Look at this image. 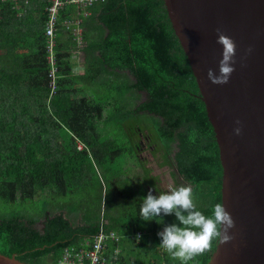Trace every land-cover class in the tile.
Instances as JSON below:
<instances>
[{
    "label": "trees",
    "instance_id": "16d2710c",
    "mask_svg": "<svg viewBox=\"0 0 264 264\" xmlns=\"http://www.w3.org/2000/svg\"><path fill=\"white\" fill-rule=\"evenodd\" d=\"M47 4L0 1V253L58 264L65 248L85 246L103 228L119 237L107 241V257L120 247L122 263L181 264L159 247L158 233L179 223L175 215L142 220V198L191 186L197 209L210 215L221 203L222 169L163 0L94 1L82 20L83 75L73 70V31L61 25L54 92ZM74 9H61L60 22L75 17ZM139 92L146 97L137 102ZM146 151L170 170L169 188ZM36 197L32 211L27 203ZM137 231H144L139 241ZM216 242L188 264H207Z\"/></svg>",
    "mask_w": 264,
    "mask_h": 264
},
{
    "label": "water",
    "instance_id": "95a60500",
    "mask_svg": "<svg viewBox=\"0 0 264 264\" xmlns=\"http://www.w3.org/2000/svg\"><path fill=\"white\" fill-rule=\"evenodd\" d=\"M163 3L213 129L221 203L235 221L233 239L216 242L207 264H264V0ZM217 29L237 46L235 71L224 85L207 78L209 69L219 74L223 49ZM0 264L32 263L0 253Z\"/></svg>",
    "mask_w": 264,
    "mask_h": 264
},
{
    "label": "clouds",
    "instance_id": "9594fccd",
    "mask_svg": "<svg viewBox=\"0 0 264 264\" xmlns=\"http://www.w3.org/2000/svg\"><path fill=\"white\" fill-rule=\"evenodd\" d=\"M217 43L222 45V59L219 61V74L213 69L207 72V78L217 85L227 84L235 71L236 43L217 29ZM250 54L252 48L247 50ZM240 124V121L236 122ZM242 129L236 127V135ZM163 216L174 214L177 223L167 225L158 233L161 238L160 248L166 250L172 259H178L181 264H188L195 257L212 250L213 241L219 244L229 243L233 236L230 230L235 228L232 215L226 210L224 204L216 203L212 206L211 214L205 215L197 209L193 198L191 186H180L167 192H160L159 196L149 190L147 196L142 198L139 217L144 221L155 220L162 223ZM140 237H137L139 241Z\"/></svg>",
    "mask_w": 264,
    "mask_h": 264
},
{
    "label": "built area",
    "instance_id": "2783aa9c",
    "mask_svg": "<svg viewBox=\"0 0 264 264\" xmlns=\"http://www.w3.org/2000/svg\"><path fill=\"white\" fill-rule=\"evenodd\" d=\"M5 1V0H0ZM14 3L24 1L28 3L30 0H10ZM48 4L44 7V12L46 14L45 21V36L47 40V56L46 60L50 65L48 76L50 77V87L52 92L56 88V73L57 58L56 53H54V44L57 43L58 30L61 25L71 28L74 35V41L77 42L78 47H83L85 45L83 39V29L80 25L81 18L79 15L87 16L90 14L88 7L93 4L96 0H46ZM74 5L76 8V14L78 16L72 19H65L60 22V11L66 5ZM78 149H83L82 144H78ZM136 233H140L137 231ZM136 236V234H135ZM137 236L140 237V234ZM136 236V239H137ZM112 239L118 241L119 237L112 231H106L101 228L93 237V240L87 242L85 246L77 248L75 246L67 247L63 251L58 264H135V263H122L119 261L120 248L116 247L114 249V255L107 257V241Z\"/></svg>",
    "mask_w": 264,
    "mask_h": 264
},
{
    "label": "rangeland",
    "instance_id": "374dc122",
    "mask_svg": "<svg viewBox=\"0 0 264 264\" xmlns=\"http://www.w3.org/2000/svg\"><path fill=\"white\" fill-rule=\"evenodd\" d=\"M129 78L132 79L131 77H129ZM145 97H146V94L144 92H139L138 93V100H137V102L138 101H141V100H144ZM143 158H145L146 160L149 161L148 166L153 169L154 173L160 174L161 180H162V186L165 187V188H169L171 186V184H172V177L169 174V171L170 170H168L165 167L164 168L158 167L156 165V163H155L152 155L149 153V151H146V153L143 155ZM39 204H40V198L39 197H36L35 200H32V201H30V202L27 203L28 208H31L32 211H37L39 209ZM69 218L75 224L80 223L79 222V219H76V218L72 217L71 215L69 216ZM36 226L37 227H41V220L36 224ZM143 232L140 231V233H135V234L137 236L138 234H140V235L143 234ZM135 234H134V237L136 238Z\"/></svg>",
    "mask_w": 264,
    "mask_h": 264
},
{
    "label": "crops",
    "instance_id": "0c3cea01",
    "mask_svg": "<svg viewBox=\"0 0 264 264\" xmlns=\"http://www.w3.org/2000/svg\"><path fill=\"white\" fill-rule=\"evenodd\" d=\"M74 13H75V17L78 16L76 14V8L74 9ZM79 17L81 18V20H83V17L84 16L80 14ZM80 25L82 27V21H81ZM84 42H85V45L83 47H78L77 46V42H75L74 47L72 46V49L74 50L73 57H72V61L74 62V69L73 70L77 74H81V75H83L85 73V71H86V64H87V61H86V53H85V49H84L86 47V45H87L85 39H84ZM54 89H56V88H54ZM51 92H52V90H51Z\"/></svg>",
    "mask_w": 264,
    "mask_h": 264
}]
</instances>
